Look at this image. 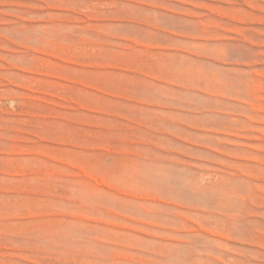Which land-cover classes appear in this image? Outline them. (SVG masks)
Wrapping results in <instances>:
<instances>
[{
    "label": "rangeland",
    "instance_id": "1",
    "mask_svg": "<svg viewBox=\"0 0 264 264\" xmlns=\"http://www.w3.org/2000/svg\"><path fill=\"white\" fill-rule=\"evenodd\" d=\"M0 264H264V0H0Z\"/></svg>",
    "mask_w": 264,
    "mask_h": 264
}]
</instances>
